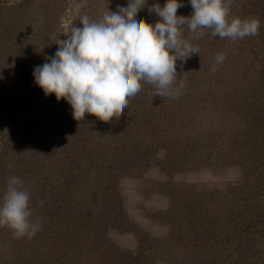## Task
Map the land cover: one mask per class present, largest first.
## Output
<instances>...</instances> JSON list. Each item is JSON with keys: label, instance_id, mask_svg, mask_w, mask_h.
Segmentation results:
<instances>
[{"label": "rangeland", "instance_id": "obj_1", "mask_svg": "<svg viewBox=\"0 0 264 264\" xmlns=\"http://www.w3.org/2000/svg\"><path fill=\"white\" fill-rule=\"evenodd\" d=\"M128 0H0V200L11 177L30 192L40 229L0 227V264H264V8L234 0L259 35L210 31L180 68L179 98L142 83L109 122L76 121L33 70L79 18L99 21ZM147 0L137 13L155 24ZM177 15L191 16L189 0ZM76 4H81L79 12ZM223 63L210 71L215 56Z\"/></svg>", "mask_w": 264, "mask_h": 264}, {"label": "clouds", "instance_id": "obj_2", "mask_svg": "<svg viewBox=\"0 0 264 264\" xmlns=\"http://www.w3.org/2000/svg\"><path fill=\"white\" fill-rule=\"evenodd\" d=\"M234 0H189L191 16L177 15L180 0H166L163 7L154 3L147 8L160 19L153 25L137 13L147 0H128L126 7L107 11L99 21L87 15L79 18L80 27L72 25L66 39L57 40L58 48L46 63L33 70L35 83L45 95L63 98L72 108L76 121L85 114L105 123L118 118L135 97L142 83L151 85L153 96L179 98L184 80L176 84L177 61L182 69L199 48L184 37L186 25L193 39L210 31L213 37L232 41L259 35L256 18L232 16ZM81 4H76L79 12ZM226 54L215 56L210 71L223 63ZM30 192L19 177L8 180L0 200V227H7L15 238H32L40 229L39 221H31Z\"/></svg>", "mask_w": 264, "mask_h": 264}, {"label": "trees", "instance_id": "obj_3", "mask_svg": "<svg viewBox=\"0 0 264 264\" xmlns=\"http://www.w3.org/2000/svg\"><path fill=\"white\" fill-rule=\"evenodd\" d=\"M256 6L257 7L259 6V8L263 9L264 8V0H256Z\"/></svg>", "mask_w": 264, "mask_h": 264}]
</instances>
